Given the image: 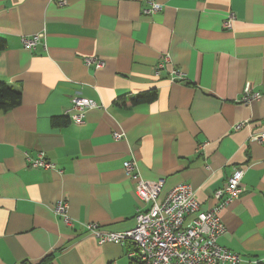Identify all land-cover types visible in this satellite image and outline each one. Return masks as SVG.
I'll list each match as a JSON object with an SVG mask.
<instances>
[{
  "label": "crops",
  "instance_id": "0c3cea01",
  "mask_svg": "<svg viewBox=\"0 0 264 264\" xmlns=\"http://www.w3.org/2000/svg\"><path fill=\"white\" fill-rule=\"evenodd\" d=\"M155 1L147 13L148 0H0V79L21 92L0 112V264H130L131 243L98 244L84 227L134 225L141 202L127 159L162 183L160 198L188 183L201 210L242 168L217 242L239 264L264 263V147L251 140L264 131V0ZM246 82L259 93L249 105L239 101ZM75 95L102 105L80 124L64 112ZM40 151L52 168L29 164ZM59 200L72 225L54 212Z\"/></svg>",
  "mask_w": 264,
  "mask_h": 264
},
{
  "label": "built area",
  "instance_id": "2783aa9c",
  "mask_svg": "<svg viewBox=\"0 0 264 264\" xmlns=\"http://www.w3.org/2000/svg\"><path fill=\"white\" fill-rule=\"evenodd\" d=\"M147 13L156 11L161 5L155 0H148ZM233 15L229 14L223 25L230 28ZM42 34L22 37L25 48H34ZM169 61L168 54L163 55L162 62L157 64L155 73ZM86 65L94 64L96 69L103 62L94 57L85 58ZM183 73L172 70V79H183ZM258 92L251 89L246 82L240 94L239 101L251 104L257 99ZM70 106L64 111L69 121L80 124L84 121L85 113L91 108H101V104L87 97L75 95L71 97ZM237 123L234 128H239ZM115 139H121L123 133L114 132ZM251 140L259 142L264 147V131L251 135ZM33 167L52 168L42 151L34 157H27ZM123 169L129 179L134 182V191L141 202L134 216V225L125 230H108L98 223L88 222L84 227L96 239L98 244L129 242L132 249L127 253L130 264H239L241 256L221 246L217 239L225 232L221 219V211L236 198L244 187L241 184L243 169L235 168L227 178L226 184L213 193V205L208 210H201L200 203L192 187L188 183L179 185L159 197L162 189L161 182L143 179L134 159L123 162ZM54 212L63 222L72 225L73 220L67 213L66 201L59 200L54 205Z\"/></svg>",
  "mask_w": 264,
  "mask_h": 264
},
{
  "label": "trees",
  "instance_id": "16d2710c",
  "mask_svg": "<svg viewBox=\"0 0 264 264\" xmlns=\"http://www.w3.org/2000/svg\"><path fill=\"white\" fill-rule=\"evenodd\" d=\"M5 48V41L0 37V51ZM156 93L154 91L144 92L135 96H130L131 104L150 101L154 99ZM21 101V92L14 88L11 84L0 79V112H5L10 108L17 106ZM65 120V119H64ZM56 121V120H55ZM264 264V263H260Z\"/></svg>",
  "mask_w": 264,
  "mask_h": 264
}]
</instances>
